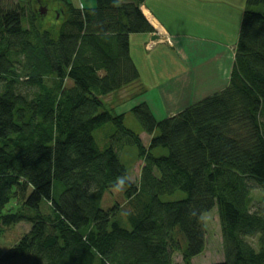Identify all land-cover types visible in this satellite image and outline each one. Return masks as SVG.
Listing matches in <instances>:
<instances>
[{
    "label": "trees",
    "instance_id": "1",
    "mask_svg": "<svg viewBox=\"0 0 264 264\" xmlns=\"http://www.w3.org/2000/svg\"><path fill=\"white\" fill-rule=\"evenodd\" d=\"M143 1L0 0V238L29 226L0 264H193L212 210L211 264H264V0H246L227 85L161 119L138 104L135 132L106 100L139 81L128 38L154 32ZM119 185L126 201L103 209Z\"/></svg>",
    "mask_w": 264,
    "mask_h": 264
},
{
    "label": "crops",
    "instance_id": "2",
    "mask_svg": "<svg viewBox=\"0 0 264 264\" xmlns=\"http://www.w3.org/2000/svg\"><path fill=\"white\" fill-rule=\"evenodd\" d=\"M236 1L239 3L236 4ZM245 3L246 0H144L140 9L154 32L131 35L129 38L130 56L140 77L136 84L118 92L121 94L118 98L122 100L115 106V114H124L126 117L133 107L145 102L156 118L158 117L157 119L169 117L197 99L205 97L194 92L195 85L202 79L204 85H216L217 78H213L212 75L217 71L218 74L223 72L224 84L227 85ZM224 8L227 10L223 11ZM227 15L231 19L234 18V23L227 20ZM153 37L156 38L153 40ZM165 38L172 41L171 46L166 45ZM133 41L139 49L141 44L144 46L142 53L139 50L132 51ZM153 42L156 43V47L163 46V49L160 47L158 49L160 51H154V46L151 50H147V45ZM195 43L205 46L203 48L205 53H201L203 56L201 61L195 59L197 55ZM157 51L158 55L154 56V52ZM169 56L174 59L171 64L176 66V74L169 78L161 77L160 72L156 73L154 65L163 61L166 67V59ZM153 57L158 61L154 63L151 60ZM201 70L199 77L197 72ZM146 76L152 80L151 87L157 90V97L161 101L156 112L153 111L148 98L149 90L152 88L148 86L150 84L146 82ZM208 79H211L209 84L205 82ZM133 89L142 91L141 95L134 98L135 100L129 98ZM142 135L144 133L140 136Z\"/></svg>",
    "mask_w": 264,
    "mask_h": 264
},
{
    "label": "rangeland",
    "instance_id": "3",
    "mask_svg": "<svg viewBox=\"0 0 264 264\" xmlns=\"http://www.w3.org/2000/svg\"><path fill=\"white\" fill-rule=\"evenodd\" d=\"M13 1L16 2V1H20V0H13ZM88 1L89 0H72L73 4L77 5V6H80V4L82 6L87 5ZM238 3L239 2L236 1V4H238ZM87 6H89V4ZM38 8H39V6H38ZM226 10H227V8L223 9V11H226ZM233 10L235 11V9H233ZM235 12H237V11H235ZM235 12H233V13H235ZM228 13H230V12H228ZM241 14H239V16H241ZM51 18H52L51 14H48L47 19L51 20ZM227 20L230 22L233 21V23H234V18L231 19V17L228 15H227ZM197 33H199L198 30H197ZM147 40H149V38ZM236 41H237V39H236ZM155 42H153V43L155 44ZM165 43L168 46L172 45L171 40L166 41ZM131 46H132L133 52H136L138 50L141 51V53L143 52L144 46L142 44H141L140 49L135 46L134 41H133ZM160 47L161 46H157V47L155 46L153 48V50L154 51L158 50V49H160ZM204 47L205 46H202L200 44L195 43V54H197L195 56V59L200 60V61L203 60V56H201V53H205V52H203L205 50V49H203ZM161 48L163 49V46ZM146 49L151 50L152 47L150 46L148 48V45H147ZM158 51H160V50H158ZM158 51L154 52V56L158 55L157 54ZM169 54L172 55L171 52H169ZM151 60L154 63L156 61H158V59L154 58V57L151 58ZM172 60H174V59L170 56L166 59V64H167L166 67H165L163 61H162V63H160V61H159L157 65H154L155 69H156V73L160 72L161 77L168 76V78H169L170 76H174L176 74L177 69H175L176 66L171 64ZM200 61H198V62H200ZM196 62H195V65L197 64ZM201 73H202V70L197 72L199 77L201 76ZM224 76H223V72H222V74H218V71H217V73H214L212 75L213 78H217L216 82H218V83L216 85H204V83H202L204 81V79H202L200 82H198L197 85H195L194 92L197 94L200 93L201 96L202 95L207 96V95L217 91V89H220V88L225 86V84H224L225 79H223ZM210 80L211 79H208L205 82L209 84ZM146 82H148L150 84L148 86H150V87L152 86V80L150 79V77L146 76ZM222 83H223V85H222ZM136 93H138V92H136ZM136 93L133 92L132 96L135 95ZM157 94H158V92L156 89L152 88L151 90H149L148 98L151 101V106H152V109L154 112L157 111L156 109H158V105L161 103V101L157 97ZM118 95H119V97L121 96V94H118V93L111 95L108 99V103H110L111 105L113 104L115 107L118 104V102L120 100H122V98H118ZM195 96H196V94H195ZM133 100H135V99H133ZM124 125L127 128H129L135 132H138L137 130H138V127L140 126L138 120L132 114H129L128 116L125 117ZM112 133H113V128L110 125L102 126L95 131V133H94L95 138H96V141H97L100 149H103L107 146L108 141H109L108 140L109 136ZM140 138L144 144L148 143L147 142L148 137H146L145 135H142ZM125 151H126L125 156H123L121 158V160L124 163V165L126 166V168L129 170V175H128L129 179L128 180L135 183L138 179V174H139V170H137L136 169L137 167L135 168V166H134L135 159H136V152H135V149L132 147L126 148ZM124 190L125 189H124L123 185H119L116 188L107 190L104 193V196H103V199L101 202V207L103 209H109V208H112L113 206H115L116 204H123L126 201L125 197H124ZM176 196L180 197V198L184 197V195L182 193H178ZM118 217H119V215H117V219H118ZM203 221H204L205 232H206V236H205L206 249L203 252V254L195 257L193 259L192 263L193 264L219 263L223 260V255H222V247H221L220 226H219L216 211L212 210L210 213H208L206 216H204ZM121 223L123 225H127L126 220L121 221ZM28 230H29V226L25 223L18 224L14 228L6 230L4 236L2 238H0V248L4 250V249L8 248L9 246H11L12 244L16 243L19 240V238L24 233H26ZM172 259H173L174 263L180 264L181 258L179 256V254H174Z\"/></svg>",
    "mask_w": 264,
    "mask_h": 264
},
{
    "label": "water",
    "instance_id": "4",
    "mask_svg": "<svg viewBox=\"0 0 264 264\" xmlns=\"http://www.w3.org/2000/svg\"><path fill=\"white\" fill-rule=\"evenodd\" d=\"M38 11H39V14H40L42 17H44V16L46 15V13H47V9H46L45 7H43V6H39ZM155 38H156V37H153V40H154Z\"/></svg>",
    "mask_w": 264,
    "mask_h": 264
},
{
    "label": "built area",
    "instance_id": "5",
    "mask_svg": "<svg viewBox=\"0 0 264 264\" xmlns=\"http://www.w3.org/2000/svg\"><path fill=\"white\" fill-rule=\"evenodd\" d=\"M166 41H169V39L165 38V39H164V42H166ZM155 44H156V43H155ZM155 44H154V43H153V44L151 43L150 45H148V48H149L150 46H151V47H154Z\"/></svg>",
    "mask_w": 264,
    "mask_h": 264
},
{
    "label": "flooded vegetation",
    "instance_id": "6",
    "mask_svg": "<svg viewBox=\"0 0 264 264\" xmlns=\"http://www.w3.org/2000/svg\"><path fill=\"white\" fill-rule=\"evenodd\" d=\"M39 9V8H38ZM46 9H47V13H46V15L44 16V17H47L48 16V14H50V8L48 7H46Z\"/></svg>",
    "mask_w": 264,
    "mask_h": 264
},
{
    "label": "bare ground",
    "instance_id": "7",
    "mask_svg": "<svg viewBox=\"0 0 264 264\" xmlns=\"http://www.w3.org/2000/svg\"><path fill=\"white\" fill-rule=\"evenodd\" d=\"M44 22V21H43ZM129 39V38H128ZM38 44V43H37Z\"/></svg>",
    "mask_w": 264,
    "mask_h": 264
}]
</instances>
